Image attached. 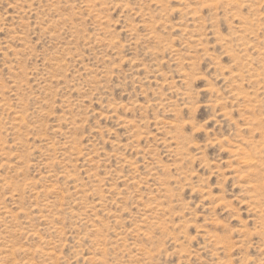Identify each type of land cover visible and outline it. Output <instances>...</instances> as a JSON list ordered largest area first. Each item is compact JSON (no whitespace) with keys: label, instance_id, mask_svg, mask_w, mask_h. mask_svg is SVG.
<instances>
[{"label":"rangeland","instance_id":"obj_1","mask_svg":"<svg viewBox=\"0 0 264 264\" xmlns=\"http://www.w3.org/2000/svg\"><path fill=\"white\" fill-rule=\"evenodd\" d=\"M0 264H264V0H0Z\"/></svg>","mask_w":264,"mask_h":264},{"label":"bare ground","instance_id":"obj_2","mask_svg":"<svg viewBox=\"0 0 264 264\" xmlns=\"http://www.w3.org/2000/svg\"><path fill=\"white\" fill-rule=\"evenodd\" d=\"M251 160V159H250ZM248 161V160H247ZM250 162V161H249Z\"/></svg>","mask_w":264,"mask_h":264}]
</instances>
